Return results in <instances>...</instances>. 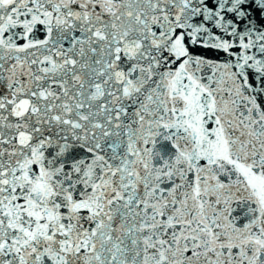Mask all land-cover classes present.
<instances>
[{"label":"snow or ice","instance_id":"snow-or-ice-1","mask_svg":"<svg viewBox=\"0 0 264 264\" xmlns=\"http://www.w3.org/2000/svg\"><path fill=\"white\" fill-rule=\"evenodd\" d=\"M0 264H264V0H0Z\"/></svg>","mask_w":264,"mask_h":264}]
</instances>
